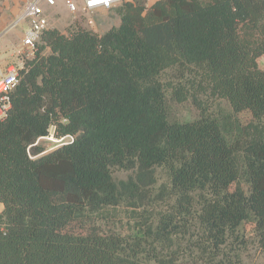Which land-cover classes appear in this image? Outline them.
Here are the masks:
<instances>
[{"label": "trees", "instance_id": "obj_1", "mask_svg": "<svg viewBox=\"0 0 264 264\" xmlns=\"http://www.w3.org/2000/svg\"><path fill=\"white\" fill-rule=\"evenodd\" d=\"M114 11L102 36L47 30L19 70L0 120V264H236L248 228L264 252V0ZM189 101L198 118L173 121ZM52 127L74 139L46 153ZM119 207L129 234L97 223Z\"/></svg>", "mask_w": 264, "mask_h": 264}, {"label": "rangeland", "instance_id": "obj_2", "mask_svg": "<svg viewBox=\"0 0 264 264\" xmlns=\"http://www.w3.org/2000/svg\"><path fill=\"white\" fill-rule=\"evenodd\" d=\"M52 18L61 19V16H53ZM90 21H92V23H90ZM62 22H64L63 25H56L55 27L51 26L50 29H56L62 33L68 34L69 31L76 30L77 28H84L92 31L96 35L102 36L113 27H118L121 23V18L114 11V8H112L108 10H100V12L95 13L94 15L86 13H79L76 15L70 14L66 17V19L64 18ZM27 60V58H23L22 62H14L11 65L22 69L24 68L25 62ZM260 66L264 68V58L260 60ZM209 104H212V102H209ZM219 109L225 112H230V106L225 100H219L212 106V110L216 111L217 113H220ZM252 115V112L246 111L240 113L238 118L242 123L245 124L252 119ZM198 116L199 111L192 101L183 104H171V119L175 122L193 121L197 119ZM50 133L51 134L49 136L40 140L41 144L45 147V149H47L46 153L70 141L69 136L60 138L55 137L54 127L51 128ZM52 136L54 138H52ZM131 174V171L117 170L114 172V177L119 180H126ZM157 181V184L153 186L155 194L159 193L158 191L162 184L168 182L166 174L162 171V169L157 170ZM153 209L155 211H164L165 209H168V200H164V198L156 199L153 204ZM114 213L116 215V218L114 219L115 222L97 221V223L101 225L102 229L105 231H116L122 234H129L130 231L128 229L132 222H130V216L127 213V209L124 207H119ZM88 228L89 225L84 226V230H87ZM245 239L246 241L243 244V247L237 250L239 256L237 259L235 258V260H239V262H236V264H264V252L259 248L257 236L252 228L247 229ZM230 247L233 248L234 245L232 244L229 246V248ZM229 248L227 249L228 252H230Z\"/></svg>", "mask_w": 264, "mask_h": 264}, {"label": "built area", "instance_id": "obj_3", "mask_svg": "<svg viewBox=\"0 0 264 264\" xmlns=\"http://www.w3.org/2000/svg\"><path fill=\"white\" fill-rule=\"evenodd\" d=\"M124 0H85L84 6L79 10L72 0H65L69 12L73 15L79 13L94 14L100 10H108L117 7ZM44 4L54 6L55 0H30L24 4L20 17L5 31L0 32V39L13 31L19 25L26 23L27 30L18 55L23 58L31 59L38 50V44L44 32L50 29L49 16L47 15ZM19 68L11 65L4 72L0 71V120L8 117L12 107V94L20 81ZM52 138H54L52 136ZM70 141L73 137L69 136ZM66 144V143H65Z\"/></svg>", "mask_w": 264, "mask_h": 264}, {"label": "crops", "instance_id": "obj_4", "mask_svg": "<svg viewBox=\"0 0 264 264\" xmlns=\"http://www.w3.org/2000/svg\"><path fill=\"white\" fill-rule=\"evenodd\" d=\"M28 1L30 0H0V32L5 31L20 17L24 4ZM55 1L56 4L54 6L44 4V9L47 15L49 16L50 28L51 26L55 27L56 25H63L64 22H62V20L64 18L66 19V17L71 14L66 6L65 0ZM84 1L85 0H72V2L77 5L79 10L82 9V7L84 6ZM98 12L100 11H97L96 13ZM53 16H61V19H53ZM90 23H92V21H90ZM26 30L27 24L23 23L0 39L1 72H4L6 68L14 62H22L23 57H20L17 51L22 44ZM263 58L264 56L258 60L259 66L260 60ZM3 209L4 206L0 203V213L3 211Z\"/></svg>", "mask_w": 264, "mask_h": 264}]
</instances>
